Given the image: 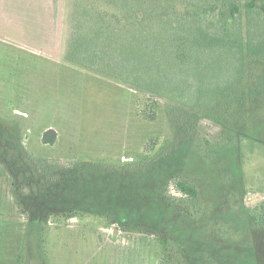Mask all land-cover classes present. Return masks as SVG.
Instances as JSON below:
<instances>
[{
    "label": "rangeland",
    "instance_id": "rangeland-1",
    "mask_svg": "<svg viewBox=\"0 0 264 264\" xmlns=\"http://www.w3.org/2000/svg\"><path fill=\"white\" fill-rule=\"evenodd\" d=\"M0 264H264V0H0Z\"/></svg>",
    "mask_w": 264,
    "mask_h": 264
},
{
    "label": "trees",
    "instance_id": "trees-1",
    "mask_svg": "<svg viewBox=\"0 0 264 264\" xmlns=\"http://www.w3.org/2000/svg\"><path fill=\"white\" fill-rule=\"evenodd\" d=\"M251 7H253V3H251ZM184 96V95H183ZM173 97H175V96H173ZM172 97V98H173ZM182 97V96H181ZM179 98V97H178ZM177 98V99H178ZM52 134H54V132H52ZM180 189L183 191V192H185V193H187L190 197H196L197 196V193H198V191H197V189H195V188H192V187H190L188 184H186V183H180Z\"/></svg>",
    "mask_w": 264,
    "mask_h": 264
}]
</instances>
